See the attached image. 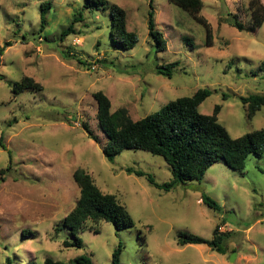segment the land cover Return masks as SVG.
<instances>
[{
	"label": "rangeland",
	"instance_id": "374dc122",
	"mask_svg": "<svg viewBox=\"0 0 264 264\" xmlns=\"http://www.w3.org/2000/svg\"><path fill=\"white\" fill-rule=\"evenodd\" d=\"M48 1L41 29V4ZM104 1L97 7L93 0H0V264H9L8 257L10 264H71L81 255L93 264H112L120 244V264H264V155L250 154L243 170L220 160L201 181L158 188L126 169L163 184L173 178L164 157L141 149H125L114 161L105 156L108 137L93 96L103 91L112 111L125 107L138 120L207 88L211 95L200 112L212 114L220 104L218 120L232 137L263 128L264 106L249 117L241 99L264 94V24L252 30L250 0H203L210 45L207 28L188 11L154 0L156 26L167 40L158 52L149 36L150 0ZM114 5L126 11L127 28L138 35L131 50L111 36ZM80 13L74 32L61 39ZM234 19L246 29L232 26ZM171 62H178L171 78L156 72ZM26 76L43 89L14 96L13 83ZM79 168L104 193L116 195L135 225L117 229L88 221L78 234L83 245L67 248L64 241L74 236L64 218L80 196L73 179ZM203 194L221 209L208 207ZM217 227L226 233L225 252L177 243L181 231L212 239Z\"/></svg>",
	"mask_w": 264,
	"mask_h": 264
},
{
	"label": "trees",
	"instance_id": "16d2710c",
	"mask_svg": "<svg viewBox=\"0 0 264 264\" xmlns=\"http://www.w3.org/2000/svg\"><path fill=\"white\" fill-rule=\"evenodd\" d=\"M154 0H150V12L148 18L149 36L155 43L156 51L167 48V40L155 22ZM188 11L198 22L207 28V43L213 37L211 24L201 14L204 6L203 0H170ZM96 6L105 5L104 0H93ZM91 5V3H90ZM52 6L50 1L41 4V29H44L47 21V13ZM250 19L252 30H257L264 24V3L262 0H250ZM112 27L111 36L113 40L126 50L133 49L138 43V35L127 28L126 11L118 5L111 9ZM82 14L75 18L67 28L63 29L61 39L69 33L74 32V24L81 20ZM231 25L238 30L246 29L245 25L234 19ZM3 49L0 48V51ZM178 62L159 65L156 72L171 78L173 70ZM42 85L32 77L26 76L13 83L12 94L19 95L25 90H42ZM211 95V90L202 88L192 96H184L173 99L162 106L158 111L151 113L141 119L133 120L128 109L125 107L112 111V102L103 92L97 91L93 94L98 103L97 117L99 125L108 137L103 147L105 156L114 161L125 149H141L165 158L172 167L173 178L171 181L160 184L142 170L127 168L129 174L146 176L154 186L170 190L178 184L188 181H201L207 170L216 162L222 160L227 166L236 170H243L246 159L250 154L256 157L264 155V127L248 132L239 137H232L227 128L218 120L221 105L217 104L212 114L200 112L199 106ZM243 103L248 107V116L253 117L255 113L264 106V94H254L241 97ZM84 129L90 138L95 141L97 136L92 133L87 123H83ZM0 146L4 147L2 141ZM73 179L80 189V196L75 207L64 218V224L74 236L73 241H64L67 248L81 247L83 240L78 234L85 230L88 221L112 223L117 229L129 228L135 225V221L127 207L118 201L115 194L104 193L94 182L89 173L83 169L73 172ZM203 202L213 210H220L221 206L207 194L202 196ZM226 233H220L218 227L214 231L212 239L199 235L179 232L177 243L181 246L186 244H207L213 250L225 252L223 243ZM122 245L120 244L113 252L112 264H120ZM8 263H12L10 257ZM47 264H62L47 259ZM28 264H36L29 262ZM71 264H93L88 255L74 258Z\"/></svg>",
	"mask_w": 264,
	"mask_h": 264
},
{
	"label": "water",
	"instance_id": "95a60500",
	"mask_svg": "<svg viewBox=\"0 0 264 264\" xmlns=\"http://www.w3.org/2000/svg\"><path fill=\"white\" fill-rule=\"evenodd\" d=\"M234 258H235V254H233V255L230 257L231 261H234Z\"/></svg>",
	"mask_w": 264,
	"mask_h": 264
},
{
	"label": "built area",
	"instance_id": "2783aa9c",
	"mask_svg": "<svg viewBox=\"0 0 264 264\" xmlns=\"http://www.w3.org/2000/svg\"><path fill=\"white\" fill-rule=\"evenodd\" d=\"M220 229L223 230V227H221Z\"/></svg>",
	"mask_w": 264,
	"mask_h": 264
}]
</instances>
